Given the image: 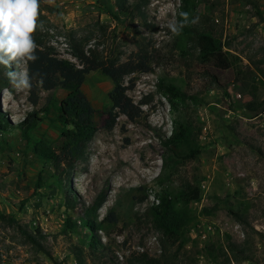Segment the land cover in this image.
Segmentation results:
<instances>
[{"label":"rangeland","instance_id":"374dc122","mask_svg":"<svg viewBox=\"0 0 264 264\" xmlns=\"http://www.w3.org/2000/svg\"><path fill=\"white\" fill-rule=\"evenodd\" d=\"M195 1L198 8L191 9L188 23L180 18L183 0H149L142 14H120V20L107 13L119 12L118 0H39L42 29L59 57L77 62L69 34L93 31L91 43L121 62L136 59L139 44L148 45L151 68L124 79L142 117L135 122L117 113L112 130L104 121L114 82L100 70L87 74L82 92L96 110L98 131L66 178L33 145L42 137L54 146L61 143L57 107L69 91L40 89L36 105L29 100L30 87L18 90L10 83L1 91L0 110L13 122L34 110L41 120L29 139L19 129H0V213L17 219L0 215V264H77L80 248L84 264H149L142 253L158 258V264H264V0ZM169 23L178 26L177 33ZM199 31L224 42L228 68L204 60ZM22 69L27 71L26 60L0 65L3 74ZM161 79L178 86L186 99L173 106L158 91ZM177 120L191 126L201 154L166 167L161 138L172 133ZM39 174L43 184L36 188ZM198 175L204 177L203 195L189 204L179 247L165 239L151 210ZM102 190L107 197L90 217L99 222L113 210L117 222L97 232L101 242L93 251L85 210ZM67 218L75 228L65 225ZM231 244L243 251L237 261L232 253L225 259Z\"/></svg>","mask_w":264,"mask_h":264},{"label":"trees","instance_id":"16d2710c","mask_svg":"<svg viewBox=\"0 0 264 264\" xmlns=\"http://www.w3.org/2000/svg\"><path fill=\"white\" fill-rule=\"evenodd\" d=\"M148 4L149 0H118L119 12L109 9L107 13L112 18L120 20V14L125 17H132L135 13L142 14L143 9ZM197 8L198 4L195 0H183L182 9L183 13H187V17L182 16L180 17L181 20H186L190 23L192 21L191 9L196 11ZM42 20L43 17L39 12V26L32 34L36 44L35 55L37 59L35 61L25 59L31 82L29 100L36 105L39 101L38 92L40 89L51 90L62 87L67 89L69 93L57 107L59 112L58 121L61 125V143L58 146H54L46 137H42L34 141L33 149L44 159L53 162L56 174L59 177L66 178L73 172L76 162L84 157L89 141L98 131V126L95 122L96 110L82 92V86L87 74L91 71L100 70L114 82V87L109 94L112 108L104 121L106 129L112 130L115 127L117 113H122L131 121L136 122L142 117L143 110L127 94L128 86L125 85L124 79L135 72L150 71L149 46L139 44L137 58L121 62L118 58L105 56L97 45L91 43L93 31L81 36L72 31L69 34V44L70 54L77 60V62H74L59 57L55 47L47 41L49 33L42 29ZM145 25L151 27L148 24ZM152 27L155 28L154 26ZM198 42L200 54L206 62L213 64L217 68L229 67L228 52L224 49L225 44L220 38H217L210 31H199ZM9 85L6 74L0 72V93L4 88H8ZM158 91L167 97L173 106H176L179 100H185L187 97L186 93L178 86L173 83H167L164 79L158 82ZM116 109L118 112L115 111ZM44 111L49 112L50 109L45 107ZM40 120L41 117H39L38 110L29 112L22 120L16 123L0 110V129L4 132L19 129L26 139L32 137L31 130L37 126ZM161 144L167 154L164 160L166 167L173 165L180 158L196 159L201 154V147L194 137L193 129L189 124L181 120L175 122L173 131L168 137L161 138ZM203 180V176H196L176 196L162 197L161 201L154 205L151 210L154 221L159 230L163 232L165 239L172 244L179 243V247H182L183 233L189 222V204L202 198ZM42 181V175L39 174L36 188L42 187ZM106 197L107 191L102 190L94 204L86 207L85 210L89 216L84 217L85 225L93 233V240L90 244L93 251L97 249V242H101L98 239L97 232L105 230L106 224L117 222V216L113 210L99 222L90 217L96 214ZM214 208H205L204 210L206 213H211ZM232 214L240 221H243L239 212L232 210ZM0 215L3 219L17 222L13 215L3 213H0ZM65 225L70 229L75 228V222L72 218H67ZM28 237L31 241L36 242L34 237ZM242 252L237 244H231L224 251V256L225 259L231 260L233 254L234 260L237 261L238 255ZM76 253L78 256L77 264H84L82 248L78 249ZM140 255V258L146 260L145 262L149 264H158L159 262L158 258L149 257L147 253ZM140 263L142 264V262Z\"/></svg>","mask_w":264,"mask_h":264},{"label":"clouds","instance_id":"9594fccd","mask_svg":"<svg viewBox=\"0 0 264 264\" xmlns=\"http://www.w3.org/2000/svg\"><path fill=\"white\" fill-rule=\"evenodd\" d=\"M39 0H0V65L10 67V61H35L36 44L33 33L38 28ZM187 17V13H181ZM173 33L179 28L169 23ZM9 83L15 88L26 89L31 86L26 70L7 71Z\"/></svg>","mask_w":264,"mask_h":264},{"label":"built area","instance_id":"2783aa9c","mask_svg":"<svg viewBox=\"0 0 264 264\" xmlns=\"http://www.w3.org/2000/svg\"><path fill=\"white\" fill-rule=\"evenodd\" d=\"M199 227H201V223H199ZM205 229L211 231L213 229V226L211 224H205ZM208 231L206 232L208 233ZM206 232L204 233V237H206Z\"/></svg>","mask_w":264,"mask_h":264},{"label":"bare ground","instance_id":"6f19581e","mask_svg":"<svg viewBox=\"0 0 264 264\" xmlns=\"http://www.w3.org/2000/svg\"><path fill=\"white\" fill-rule=\"evenodd\" d=\"M19 117L15 114H13V119L17 120Z\"/></svg>","mask_w":264,"mask_h":264}]
</instances>
